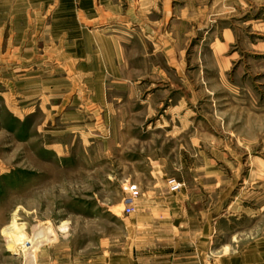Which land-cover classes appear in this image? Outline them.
I'll return each mask as SVG.
<instances>
[{"label": "rangeland", "instance_id": "374dc122", "mask_svg": "<svg viewBox=\"0 0 264 264\" xmlns=\"http://www.w3.org/2000/svg\"><path fill=\"white\" fill-rule=\"evenodd\" d=\"M113 1L128 68L114 114L43 50L2 68L0 264L123 248L135 182L144 194L180 183L213 208L215 249L264 233V0H150L148 22L146 0Z\"/></svg>", "mask_w": 264, "mask_h": 264}, {"label": "crops", "instance_id": "0c3cea01", "mask_svg": "<svg viewBox=\"0 0 264 264\" xmlns=\"http://www.w3.org/2000/svg\"><path fill=\"white\" fill-rule=\"evenodd\" d=\"M146 1L143 13L149 21L151 4ZM121 15L113 0H0V74L11 64L23 65L24 57L37 60V51L43 50L74 72L77 80L92 84V105L114 114L112 102L128 90L126 52L115 27ZM102 21H109L110 28L90 29ZM231 41L229 37L215 45L216 53L224 55ZM230 61L225 59L226 64ZM135 185L141 194L135 212L125 215L122 210L123 248L79 250L76 255L63 251L54 255L53 263L46 259L49 255L40 256L38 264H264V233L238 251L215 249L213 208L194 207L185 188L170 193L166 183L158 182L146 195L140 193L139 183Z\"/></svg>", "mask_w": 264, "mask_h": 264}, {"label": "built area", "instance_id": "2783aa9c", "mask_svg": "<svg viewBox=\"0 0 264 264\" xmlns=\"http://www.w3.org/2000/svg\"><path fill=\"white\" fill-rule=\"evenodd\" d=\"M171 187L175 190H179L182 185L180 183H172ZM137 187L135 185L128 186L127 192L130 195L124 200V214L129 215L135 212L134 199L136 197Z\"/></svg>", "mask_w": 264, "mask_h": 264}, {"label": "bare ground", "instance_id": "6f19581e", "mask_svg": "<svg viewBox=\"0 0 264 264\" xmlns=\"http://www.w3.org/2000/svg\"><path fill=\"white\" fill-rule=\"evenodd\" d=\"M11 246L13 247L12 250H13V251H16V249H17L16 247H17V246L15 245V243H14L13 241H12V243H11ZM17 251H18V250H17ZM19 253H21V252H19ZM28 254H30V252H25V253L23 252V253H22V255L26 257V263H27V264H33V257H28ZM22 255H21V256H22Z\"/></svg>", "mask_w": 264, "mask_h": 264}]
</instances>
